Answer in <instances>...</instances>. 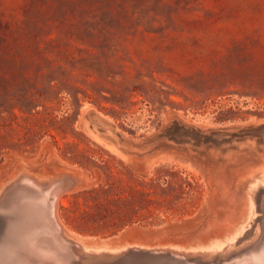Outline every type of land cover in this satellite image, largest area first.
I'll return each mask as SVG.
<instances>
[{"label":"rangeland","instance_id":"obj_1","mask_svg":"<svg viewBox=\"0 0 264 264\" xmlns=\"http://www.w3.org/2000/svg\"><path fill=\"white\" fill-rule=\"evenodd\" d=\"M263 166L264 0H0V187L73 178L71 235L195 243Z\"/></svg>","mask_w":264,"mask_h":264},{"label":"bare ground","instance_id":"obj_2","mask_svg":"<svg viewBox=\"0 0 264 264\" xmlns=\"http://www.w3.org/2000/svg\"><path fill=\"white\" fill-rule=\"evenodd\" d=\"M27 172L18 171L0 187V264H80L83 257L93 264H264V248L253 246L264 235V166L239 181L240 211L233 223L218 224L223 233L215 226L195 243L162 237L151 245L123 241L110 247L71 235L59 221V197L76 184L73 178L52 174L43 181Z\"/></svg>","mask_w":264,"mask_h":264},{"label":"water","instance_id":"obj_3","mask_svg":"<svg viewBox=\"0 0 264 264\" xmlns=\"http://www.w3.org/2000/svg\"><path fill=\"white\" fill-rule=\"evenodd\" d=\"M1 239V238H0ZM255 245V250L258 252L261 248H264V235L262 236V238H258V240L253 244V246ZM252 246V247H253ZM4 249L5 247L1 248V252H0V255L2 254L3 255V252H4ZM258 249V250H257ZM255 251V252H256ZM132 252H135V251H132ZM88 257H83V259L80 260V264H82L81 262L86 259ZM5 261V260H4ZM218 264V263H217ZM221 264V263H220Z\"/></svg>","mask_w":264,"mask_h":264}]
</instances>
